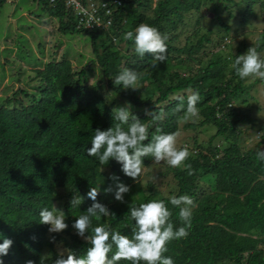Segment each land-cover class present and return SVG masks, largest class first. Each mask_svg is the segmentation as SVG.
I'll use <instances>...</instances> for the list:
<instances>
[{
    "label": "trees",
    "instance_id": "obj_1",
    "mask_svg": "<svg viewBox=\"0 0 264 264\" xmlns=\"http://www.w3.org/2000/svg\"><path fill=\"white\" fill-rule=\"evenodd\" d=\"M4 1L0 0V4ZM120 1L121 6L113 17L109 34L76 30L73 17L59 3L50 5L47 0H40V7L57 22L56 29L60 33H84L88 36L93 61L106 88L113 96L130 102L132 114L147 123L149 137L145 144L151 142L156 128L165 133L177 132L178 118L184 112L174 110L181 100L187 108L189 88L200 95L197 108L201 121L198 126L212 125L215 137L226 143L221 150L219 146L208 145L206 155L200 152L190 154L185 163L191 164L193 175H188L183 165L172 169L176 197L188 195L194 198L200 190L196 181L201 176H212L214 184L209 186L212 191L196 199L197 207L193 209L188 236L170 241L164 255L172 257L174 264H264V252L260 248L264 246V160L256 155L261 149L239 147L236 141L240 134L236 128L240 123L249 122V118L244 114L240 117L238 110L229 103L237 93L248 98L247 90L256 82L261 83L264 91V81L255 78L253 84H245L232 69V77L237 81L232 85V79L225 81L222 70L225 62H221L220 56L212 54L205 64L193 58L210 42L204 35L189 47H172L169 44L171 39H168L167 60L159 62L156 67H153L150 54L141 57L135 52L133 41L124 39V35L134 31L140 23L155 26L162 32V23L168 16L180 19L182 13L197 12L206 5H211L219 29L227 33L229 21L235 19L245 25L249 18L255 17L256 8L264 10V0H157L150 17L143 14L150 9V0ZM179 1L182 2L181 11L177 5H169ZM230 5L236 8V14H232ZM122 42L126 45L124 54L115 47ZM255 43L257 50L264 53V30L257 35ZM227 45H218V50L223 52ZM168 54L183 55L196 65L180 67L171 64ZM235 55L238 56L239 51ZM235 55L225 57V60L232 64ZM124 68L142 73L139 81L150 83L155 92L147 90L140 98L138 89L129 93V89L115 86L112 80ZM88 70L84 67L73 71L69 60L62 56L58 60L51 58L42 67L29 70L26 80L19 74L21 71L14 73L15 81H23L27 87H18L11 96L0 99V243L4 238L13 241L8 254L0 257L3 264H25L27 260L40 264L44 250L52 252L45 264H54L58 254L52 251V241H60L66 251H73L77 257L84 256L90 245L75 233L71 225L93 203L86 194L90 187L99 189L100 169L109 170L127 186L135 182L123 174L121 165L115 160L101 165L98 157L87 156L94 131L97 128L107 130L118 123L114 120L111 105L97 86L89 84ZM169 70L174 71L166 74ZM242 103L249 105L245 99ZM142 109L163 110L166 115L157 122L144 113L135 114ZM245 109L248 111L251 107L246 106ZM123 127L127 129V125ZM184 127L191 129L193 125ZM143 159L146 167L153 157ZM151 188L147 184L146 195L139 193L137 197H124V202L118 203L110 202L104 192L100 193L97 200L105 204L114 216L99 220L93 218L92 227L107 225L111 230L131 237L135 223L129 209L152 200L164 201L171 212L170 222L176 228L184 226L179 219V208L173 206L168 198L156 197ZM57 190L61 194H57ZM73 195L84 197L81 205L71 207ZM58 198L64 199L62 207L69 227L62 233L52 234L50 241L49 226L40 224L39 213L44 208L51 210ZM115 251L113 246L109 258ZM118 264L131 262L121 260Z\"/></svg>",
    "mask_w": 264,
    "mask_h": 264
},
{
    "label": "rangeland",
    "instance_id": "obj_2",
    "mask_svg": "<svg viewBox=\"0 0 264 264\" xmlns=\"http://www.w3.org/2000/svg\"><path fill=\"white\" fill-rule=\"evenodd\" d=\"M156 1L150 0V9L144 11V13L142 10L137 11L148 17L152 16L151 10L155 7ZM229 1L237 2L239 0ZM173 4L177 5L178 10L181 11L182 2L179 1L169 5ZM230 7L232 14H236V8L232 7V5ZM56 27L57 22L54 19H50L41 9L40 0H6L0 4V99L11 96L18 87L22 89L27 87V83L15 81L14 73L21 71L19 74L26 80L29 70L40 68L44 63L49 62L51 58L58 60L62 56L70 61L73 71H78L84 67L89 68L87 71L89 84L97 86L101 95L111 105L112 109L123 106L126 103L125 101L112 94L108 96L110 91L106 88L99 69L93 61L88 36L84 33L62 34L57 31ZM229 27L230 29L227 33L223 29L220 30L218 23L213 18L211 5H206L202 6L197 12L182 13L180 19L175 16H168L162 23L161 33L168 34L169 39H171L169 44L175 48L189 47L195 44L199 36L204 35L207 37L210 42L206 43L192 57L199 59L201 64H205L212 54L220 56L221 62H225V65H222V70L226 77L225 81L232 79L231 84L235 85L237 81L236 78L232 77L231 63H228L225 57L230 58L237 51H239V55H242L248 48L256 46L255 39L264 30V10L256 8L255 17L249 18L243 26L238 23V20L229 21ZM221 39L223 40L221 41ZM229 39L230 43H227V45L226 41ZM239 43L243 44L240 45ZM218 45L227 46L221 52L218 50ZM132 46L135 50L134 43H132ZM115 47L122 54L125 53L126 45L123 42L118 43ZM259 52L262 53V50ZM168 58L171 59V64L180 65V67L196 65V62H190L183 55L168 54ZM173 71L169 70L166 74H170ZM180 73L182 75L181 71ZM254 79L255 77H249L243 79L242 82L253 84ZM29 83L32 84L31 82ZM164 83H167V81ZM260 84L256 82L251 88H248V98H245L243 93H237L235 99L229 100L232 108L237 109L239 114H241L239 115L240 117H244L242 115L244 114L249 118V122L240 123L238 128H236V130H239L238 134H240L236 142L239 147L246 149L257 147L264 150V91ZM136 89L139 91L137 94L140 98L145 95L147 90L155 92V87L146 81H138ZM132 91L133 89H129V93ZM174 97L176 95L170 99ZM243 99L249 105L242 103ZM246 106L248 108L250 106L251 109L247 111L245 109ZM139 113L146 114V111L142 109L135 112V114ZM178 120L177 131L180 133L177 138L178 148L187 146L192 155H196L199 152L202 155H206L208 145L219 146L220 150L226 145L224 141L222 142L218 137H215V128L212 125L198 126L201 121L199 116L185 119L183 113ZM184 125H193V128H186ZM256 135L259 138H256ZM193 142H195L196 146ZM101 169L100 182L98 183L100 193L104 192V187H109L110 185L115 187V182L109 179L111 176L110 171L104 168ZM172 169L173 167L166 162L155 163L153 158L143 168L141 175L134 180V184L129 186L130 191L124 197H137L139 193L146 195L148 193L147 184H150L152 186L151 192L156 197L170 199L171 196H175L177 193L176 181L172 178ZM196 183L200 190L193 198L195 203L196 199L201 195L212 191L209 186L214 184V178L210 175L201 176ZM57 194H61V191L57 190ZM104 195L110 202H119L115 200L114 193L106 194L104 192ZM63 203L64 199L58 198L53 205L63 210ZM52 234L57 233H48V240L50 241H52ZM52 245V251L55 253L66 252V248L60 241H52ZM260 248L264 252V246ZM51 253L50 250H44L42 255H48L49 257Z\"/></svg>",
    "mask_w": 264,
    "mask_h": 264
},
{
    "label": "clouds",
    "instance_id": "obj_3",
    "mask_svg": "<svg viewBox=\"0 0 264 264\" xmlns=\"http://www.w3.org/2000/svg\"><path fill=\"white\" fill-rule=\"evenodd\" d=\"M124 39L133 41L135 52L141 57L150 54L153 58V67L167 60L169 36L167 33H161L155 26L140 23L134 31H128ZM231 68L242 80L255 77L264 81V53L259 52L256 47H250L244 54L235 55ZM141 75L142 73L138 71L124 68L112 81L115 86L136 90ZM187 92V108H184L181 100L174 111H183L185 119L196 118L199 115L197 108L200 99L199 92L191 88ZM111 94L109 92L108 96ZM112 112L114 120L118 123L113 124L107 130L97 128L94 131L91 148L87 149V156L98 157L101 165L115 160L121 165L123 174L133 180L141 175L145 167L143 158L146 156H152L155 163L163 161L173 168L183 165L188 170V175L194 174L191 164L185 163L190 156L188 147H177V138L180 135L178 131L165 133L161 128H156V134L151 142L145 144L144 142L149 137L148 125L132 114L133 106L130 102L113 108ZM146 115L158 122L164 119L166 113L163 110L146 111ZM124 125H127L126 130ZM256 155L258 159L264 160V150H258ZM109 179L115 182V187L110 185L105 189V193H114L116 201L124 202V195L130 191V187L120 182L115 174ZM99 194L100 189L90 187L86 195L93 203L71 225L75 233L90 245L86 254L77 257L71 250L61 251L55 258L54 264H118L121 260L130 261L131 264H141V261L144 264H174L172 257L164 255L168 250L166 245L174 239L188 236V229L192 225L193 209L197 207L193 198L188 195L170 197V203L179 208V219L184 225L179 228L170 222L171 212L162 200H152L141 203L138 207H131L129 213L135 223V230L129 237L119 231L111 230L107 225L92 227L93 218L99 220L101 217L114 216L105 204L97 200ZM83 199L84 197L80 195H73L70 200L71 207L81 205ZM39 217L41 225L49 226V233H62L69 227L65 222L64 211L55 205L51 210L42 209ZM89 229H91V234H89ZM32 239L36 238L32 237ZM12 244L11 239H3V243H0V257L8 254ZM113 246L116 251L109 258ZM47 257L48 255H42L40 264H45ZM0 264H3L2 260ZM25 264H35V261L27 260Z\"/></svg>",
    "mask_w": 264,
    "mask_h": 264
},
{
    "label": "built area",
    "instance_id": "obj_4",
    "mask_svg": "<svg viewBox=\"0 0 264 264\" xmlns=\"http://www.w3.org/2000/svg\"><path fill=\"white\" fill-rule=\"evenodd\" d=\"M50 5L61 4L81 31H109L113 17L121 6L120 0H47ZM109 34V33H108Z\"/></svg>",
    "mask_w": 264,
    "mask_h": 264
}]
</instances>
